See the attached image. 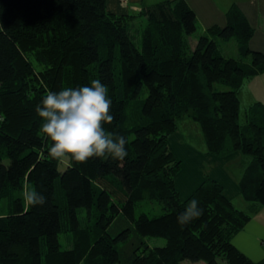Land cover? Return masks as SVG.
I'll list each match as a JSON object with an SVG mask.
<instances>
[{
  "label": "trees",
  "instance_id": "obj_1",
  "mask_svg": "<svg viewBox=\"0 0 264 264\" xmlns=\"http://www.w3.org/2000/svg\"><path fill=\"white\" fill-rule=\"evenodd\" d=\"M226 14L225 25L202 30L192 47L189 36L199 26L185 0L127 14L110 11L106 0H0V264H252L231 241L250 212L206 174L182 196V160L169 145L188 117L206 153L249 154L239 193L264 205V102L246 107L239 123V93L246 78L264 72V51L250 48L254 28L237 5ZM136 20L139 43L129 32ZM231 38L239 57L219 48L218 39ZM92 79L108 87L115 119L105 129L126 137L128 154L68 159L61 170L62 159L47 153L35 107L48 91ZM25 187L45 203L27 205ZM192 199L202 214L181 224ZM149 200L163 212L136 216ZM61 232H70V247H61ZM148 236L165 243L149 246Z\"/></svg>",
  "mask_w": 264,
  "mask_h": 264
},
{
  "label": "clouds",
  "instance_id": "obj_2",
  "mask_svg": "<svg viewBox=\"0 0 264 264\" xmlns=\"http://www.w3.org/2000/svg\"><path fill=\"white\" fill-rule=\"evenodd\" d=\"M35 112L42 123L41 138L48 143L46 149L52 159L68 158L84 163L96 157L105 160H123L127 156L126 137L105 129L112 124V100L108 87L99 79L89 85L65 87L59 91H48ZM23 199L29 206L43 205L45 197L31 187H25ZM202 214L196 199L190 200L179 214L178 222L190 223Z\"/></svg>",
  "mask_w": 264,
  "mask_h": 264
},
{
  "label": "rangeland",
  "instance_id": "obj_3",
  "mask_svg": "<svg viewBox=\"0 0 264 264\" xmlns=\"http://www.w3.org/2000/svg\"><path fill=\"white\" fill-rule=\"evenodd\" d=\"M140 20H136L134 24L129 25V32L132 39L139 43V35L136 31ZM200 31L196 30L189 36V41L193 47ZM218 45L221 52L226 56L239 57L237 41L234 38L229 40L218 39ZM220 88V86H219ZM243 94L240 95V112L239 123L246 122V107L255 101L264 102V72L248 77L245 79L242 86ZM169 145L174 154L182 160L181 170L176 175V186L182 196L188 195L201 182L203 175L215 178L223 185V189L228 193L234 205L246 212L250 211L249 202L245 201L241 195H234L232 192L231 182L228 178L222 177V170L219 172L220 165L212 166L211 163L203 160L198 156V152L206 149L199 125L193 120L185 117L178 122V130L169 137ZM190 153V154H189ZM235 153V152H233ZM231 153V154H233ZM231 154L227 155L230 156ZM194 156V157H193ZM191 157V158H190ZM193 157V158H192ZM251 160L249 154H241L235 161L226 164V172H229L231 177H239L245 165ZM68 158L62 159L59 168H65ZM223 178V179H222ZM5 199L1 200L0 211L3 210ZM6 207V204H5ZM145 212L148 215H157L163 212L162 205L156 200L144 201L136 206L135 214ZM83 208L78 210L79 216H83ZM59 240L62 248L70 247L72 236L70 232H61ZM146 241L149 246L163 245L165 239L162 236H148ZM181 264H204L203 260L192 261L185 259Z\"/></svg>",
  "mask_w": 264,
  "mask_h": 264
},
{
  "label": "crops",
  "instance_id": "obj_4",
  "mask_svg": "<svg viewBox=\"0 0 264 264\" xmlns=\"http://www.w3.org/2000/svg\"><path fill=\"white\" fill-rule=\"evenodd\" d=\"M159 1L162 0H106V3L110 11L118 14H127L130 12H138L143 6ZM185 1L195 12L197 24L199 26L198 30L200 32L212 25H225L228 19L226 14L227 10L231 5H237L254 28V34L249 41L250 48L264 51V0ZM242 91L241 89L239 98L240 95L243 94ZM197 152L198 156L208 163H211L212 166L220 165L219 172L222 170V177H226L230 180L233 194L240 195L238 180L244 168L241 175L234 178L231 177L229 172H226V164L235 161L241 156V153L235 152L230 156L220 158L206 153L205 150ZM203 177L204 175L200 177L201 180ZM226 194L231 198L228 193ZM247 205L250 207L249 212L251 217L242 229L233 234L231 241L240 251L250 257L252 264H264V205L252 202H249Z\"/></svg>",
  "mask_w": 264,
  "mask_h": 264
}]
</instances>
